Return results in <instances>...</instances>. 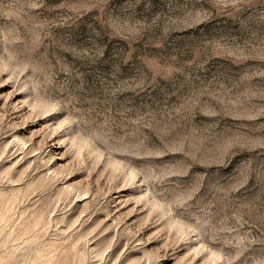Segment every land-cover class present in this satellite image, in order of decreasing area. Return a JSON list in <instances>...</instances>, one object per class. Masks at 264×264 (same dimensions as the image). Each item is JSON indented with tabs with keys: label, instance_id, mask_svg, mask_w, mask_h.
<instances>
[{
	"label": "rangeland",
	"instance_id": "374dc122",
	"mask_svg": "<svg viewBox=\"0 0 264 264\" xmlns=\"http://www.w3.org/2000/svg\"><path fill=\"white\" fill-rule=\"evenodd\" d=\"M0 264H264V0H0Z\"/></svg>",
	"mask_w": 264,
	"mask_h": 264
}]
</instances>
